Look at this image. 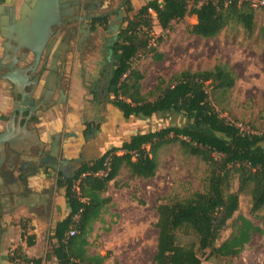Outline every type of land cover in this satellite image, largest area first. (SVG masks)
<instances>
[{
  "label": "trees",
  "instance_id": "1",
  "mask_svg": "<svg viewBox=\"0 0 264 264\" xmlns=\"http://www.w3.org/2000/svg\"><path fill=\"white\" fill-rule=\"evenodd\" d=\"M132 9L129 2L126 11ZM254 15L253 0H149L126 18L115 43V66L106 88L108 100L122 110L125 121L174 114L185 123L134 133L120 146L83 164L74 177H58L56 186L64 189L68 215L57 221L48 234L44 257L29 258L15 248L9 256L12 263L42 264L53 256L58 264H104L107 256L89 252L94 223L112 205L104 192L111 181L120 187L116 178L123 167L130 178H152L158 168V151L165 144H178L184 154L199 157L207 165V176L202 191L157 206L154 264H203L212 258L225 264L238 257L255 232L263 233L261 227L239 214L235 229L221 238L238 210L239 192L250 188L251 213L264 208V132L242 130L221 117L214 106L234 86V74L222 64L209 70L181 71L167 85H157L152 92L154 98L148 99L141 93L143 73L133 67V60L140 54L155 51L150 45L155 20L163 31H168L173 22L195 16L196 21L187 27L188 33L211 38L232 21L252 32ZM154 41L161 42L162 36ZM154 57L161 59L162 54L155 52ZM5 119L0 114V120ZM234 179L238 183L236 190H232ZM262 219L264 225V216ZM21 229L27 244H34L35 236L26 233L24 223ZM70 230H74L73 235H69ZM182 236L191 239L183 243ZM16 256L21 262H15Z\"/></svg>",
  "mask_w": 264,
  "mask_h": 264
},
{
  "label": "rangeland",
  "instance_id": "2",
  "mask_svg": "<svg viewBox=\"0 0 264 264\" xmlns=\"http://www.w3.org/2000/svg\"><path fill=\"white\" fill-rule=\"evenodd\" d=\"M20 2L21 0H16V5H19ZM253 9L255 15L252 32H247L240 23L232 21L211 38H203L188 33V25L194 23L193 16L173 22L168 31H163L154 19L152 31L154 38L150 40V45L155 48V51L142 53L133 60V67L143 73L141 93L146 98L153 99L154 94L152 92L156 86L161 82L162 86L167 85L174 74L181 71L209 70L216 64H222L234 74L235 84L225 98L214 103L216 111L221 117L236 124L244 131L264 132V5L253 6ZM136 11L134 7L129 13L125 10L126 18L132 17ZM125 24L123 25L125 26ZM159 36H162V41L156 43L154 39ZM96 38L98 40L102 38L99 29L93 35V39ZM1 40L0 37V43ZM95 49L96 47L89 50L88 55L94 53ZM99 52H95L92 58L88 59L90 61L86 65L88 79L86 82H89V85L86 83V88H84L80 79L74 78L76 86L79 87L77 89L79 96V103L76 108L77 115H80L82 122L89 121L92 126L99 124L102 120L99 115L101 107L98 106V98L96 99L92 94V89H96L98 71L103 63L101 59L103 57L102 49ZM155 52L161 53L162 58L156 59L154 57ZM85 57L87 59V56ZM72 70H74V76H77V63L72 64ZM71 74L72 72H69V76ZM5 84L7 88L10 87L7 82ZM184 123L185 121L180 116L174 114H163L147 119L139 118L138 121V125L143 130L184 125ZM146 148L149 146L147 145ZM157 160L156 173L149 179L130 178L128 171L123 169L117 180V185L120 187L113 185L114 188L121 190L119 192L120 201H125L128 197L137 203L140 200L142 203L138 204L142 207L149 203L153 205V208H157L160 204H167L175 199H184L195 191L203 190L207 176V165L199 157L184 154L178 144H165L159 149ZM237 186V180L234 179L232 190H236ZM250 210L251 195L250 188H248L239 192L238 210L233 218L228 221L227 227L221 232V238L224 239L235 229L236 216L244 215L254 225L263 229L262 234L255 232L252 235L250 247H245L247 250L245 256L247 258L255 257L250 259V262L232 259L227 260L225 264H230V262L234 264L236 260L237 264H259L261 256L264 255L262 219L264 208L256 213H251ZM89 238L91 239L90 248L102 249L101 246L104 241L102 233H96V230H93ZM152 238H155L154 232ZM190 239V237H181L183 243ZM103 251L106 252L107 250L104 249ZM110 255H113L112 251L109 252ZM203 264H220V262L212 258L211 260H204Z\"/></svg>",
  "mask_w": 264,
  "mask_h": 264
},
{
  "label": "crops",
  "instance_id": "3",
  "mask_svg": "<svg viewBox=\"0 0 264 264\" xmlns=\"http://www.w3.org/2000/svg\"><path fill=\"white\" fill-rule=\"evenodd\" d=\"M147 1L149 0H132L131 4L135 10H138ZM192 18L195 22L196 17L193 16ZM31 58L29 55L27 62ZM71 67L72 64L68 63L65 78L61 85L67 96L66 102L56 104L44 112H37L36 118L29 124V128H35L40 141L46 143L47 146L53 134L63 135L66 132L75 134L63 138L60 142V158L69 160V163L78 159L83 152L88 157L91 156V151L89 152L87 148L89 137L86 134V131H89L86 129V125L90 122H82L80 115H77L76 108L79 103L77 89L79 87L76 86L74 78L78 79V77L74 76V70L69 76ZM5 82V80L0 79V114L8 116L12 112L13 98ZM41 84L42 82L40 86ZM108 107L111 114L107 115L105 121L108 130L107 139L110 145L119 146L131 134L144 131L138 125L139 118L132 117L125 121L122 110L110 105ZM3 126L4 120H0V131ZM120 153L122 152L118 151V154ZM88 161L90 160L88 159ZM123 169L127 170L126 167H123L121 172ZM14 176L15 184L11 185L12 189L14 190L15 186H18L20 190L18 196L22 199H16L17 194L12 192L10 188L6 194L0 191V264H14L10 261L9 256L15 248H20V251L29 258L44 257L48 251V234L56 222L64 219L69 213L64 198V189L56 186L58 177H66L48 167L26 176L25 180L20 179L18 172H15ZM113 185L114 181H111L107 191L103 194L105 197L111 198L112 205L103 211L102 219L95 222L93 226L96 233L100 232L104 236L102 249L89 247V252L107 256L104 264H153L152 259L156 253L158 242L157 209L149 203L142 207L139 205L142 203L140 200L138 204L128 197L125 201H120L119 192L121 190L114 188ZM44 194H48L46 205L42 204L41 199ZM23 198H27L26 201ZM21 223L26 225L27 234L35 236L34 244L28 245L25 238L21 236ZM153 232L155 234L154 239L152 238ZM89 242L91 244L90 238ZM250 243L251 240L245 247L249 248ZM245 247L235 259L241 262L244 260L250 262V259L255 256L247 258ZM104 249L107 251H103ZM111 251L113 255L109 256ZM263 259L264 255L261 256L259 264H263ZM42 264L58 263L56 258L52 256L49 260L43 261ZM234 264H237V260Z\"/></svg>",
  "mask_w": 264,
  "mask_h": 264
},
{
  "label": "water",
  "instance_id": "4",
  "mask_svg": "<svg viewBox=\"0 0 264 264\" xmlns=\"http://www.w3.org/2000/svg\"><path fill=\"white\" fill-rule=\"evenodd\" d=\"M67 2L21 0L16 5V0H5L0 3V37L4 48L0 79L13 84L14 97L12 112L6 116L0 131V191L6 194L10 188L20 200L18 186L14 190L11 186L15 184V172L25 180L44 166L61 172L70 162L60 158V142L75 134H53L47 146L40 141L37 130L29 128L37 112L64 104L67 99L61 87L62 71L58 70L61 52L57 46ZM29 55L32 58L27 62ZM47 198L48 194L41 196L43 205L47 204Z\"/></svg>",
  "mask_w": 264,
  "mask_h": 264
},
{
  "label": "flooded vegetation",
  "instance_id": "5",
  "mask_svg": "<svg viewBox=\"0 0 264 264\" xmlns=\"http://www.w3.org/2000/svg\"><path fill=\"white\" fill-rule=\"evenodd\" d=\"M124 1L125 0H68V6L65 9L66 15L64 16V19H62V24L58 29L60 30V35L57 39V46L61 52L58 70L59 72L62 71V75L60 76L61 85L66 74V66L68 63H77V76L80 79L82 86L86 88V83H89L86 82L88 81L86 65L88 64V61H90L88 59L92 58V55L95 52L100 53L99 51L101 49L103 56L101 57L103 63L98 71L97 82L95 83L96 89H92V94L96 99L98 98V106L101 107L99 115L102 120L99 124L94 125L93 127L91 126V123L86 125V129L89 130L86 131V134L89 137L87 148L89 152L91 151V156L89 155L88 157L83 152L78 159L73 160L71 163L64 166L61 172L58 168L54 169L60 173L61 176L63 175L66 178L74 177L83 164L98 159L105 151L116 146L110 145L106 134L108 130L105 118L107 115L111 114L108 110V106L110 105L111 107L116 108L108 100L106 88L111 69L115 66V43L120 37L121 31L124 27L123 24L126 23L128 12L126 11V13L125 10L127 4L129 2L131 4L132 0ZM4 2L5 0H0V3ZM98 29L102 33L101 40H98L97 38L93 39V35ZM2 42L3 39L0 43V60L4 53ZM95 47L96 51H93L94 53L89 56V50ZM85 56H87V59ZM17 65L22 66L21 63H18ZM4 72L5 70H2V73ZM69 72L71 73L73 70L71 71L70 69ZM5 81L10 85L9 92L14 100L12 94L13 84L7 80ZM128 139L122 141L119 146ZM88 159L90 161H88Z\"/></svg>",
  "mask_w": 264,
  "mask_h": 264
},
{
  "label": "built area",
  "instance_id": "6",
  "mask_svg": "<svg viewBox=\"0 0 264 264\" xmlns=\"http://www.w3.org/2000/svg\"><path fill=\"white\" fill-rule=\"evenodd\" d=\"M256 5H264V0H256V1L254 0L253 6H256ZM149 13L154 15V12L152 9H149ZM100 174H103V172H100ZM73 234H74V230H70L69 235H73ZM11 254H13V250L11 251ZM15 262L16 263L21 262L18 256H16Z\"/></svg>",
  "mask_w": 264,
  "mask_h": 264
}]
</instances>
